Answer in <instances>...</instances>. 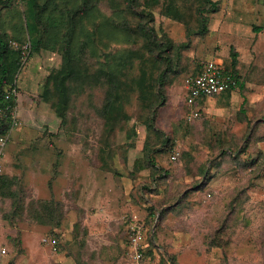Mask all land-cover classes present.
Here are the masks:
<instances>
[{
	"label": "rangeland",
	"instance_id": "1",
	"mask_svg": "<svg viewBox=\"0 0 264 264\" xmlns=\"http://www.w3.org/2000/svg\"><path fill=\"white\" fill-rule=\"evenodd\" d=\"M4 1L8 46L36 47L15 73L0 264H127L134 218L153 224L156 261L264 264V0ZM67 48L62 114L59 82L44 88ZM233 50L243 86L190 102L185 77L213 57L233 67ZM162 54L176 70L149 123Z\"/></svg>",
	"mask_w": 264,
	"mask_h": 264
},
{
	"label": "trees",
	"instance_id": "2",
	"mask_svg": "<svg viewBox=\"0 0 264 264\" xmlns=\"http://www.w3.org/2000/svg\"><path fill=\"white\" fill-rule=\"evenodd\" d=\"M210 2V0H208ZM128 4L132 7H137V0H127ZM5 3L4 0H0V6ZM212 2H210V5ZM139 11V9H138ZM141 14H143L141 12ZM6 31L2 29V12L0 10V107H5L6 111L1 113L0 112V133L5 132L8 129L9 123L11 121L10 117V112L7 109V107L12 104H15V101L8 100L5 98V94L10 88L11 84L17 80L18 81V74L16 75L22 65L21 63V56H22V48L18 47L15 48L12 46L10 48L8 46V36L6 37ZM9 34V33H7ZM13 34V33H12ZM11 36V35H10ZM16 40L20 44H24L27 41H29L27 36H16ZM31 50L36 47V43L31 42ZM168 46L167 48H169ZM167 49H165L166 51ZM165 59V64L164 66L160 69L158 75H157V96L158 99H156L152 105H151V111L150 115L148 117V122L149 123H154L158 114V110L165 104L166 101V87H167V79L169 77L170 73L175 72L176 67L174 65V61L172 58L171 54H162ZM181 52H178V56L180 57ZM65 68L63 66L62 69H53L50 74L48 79L46 80V85L47 87L44 88V93L46 95L50 94L51 92V87L50 84L54 83V87L56 84L59 82L60 84V90L63 93V100L60 106V111L62 114L64 113V109L67 105V89H68V81L69 78L72 76V74L75 71V65H74V57L72 55V52L70 51V48H67V52L65 53ZM238 64V53L236 50L232 51V65L233 67H228L226 66V69L231 71L238 79L239 85L243 86L242 82V77L241 75L237 72L236 66ZM112 73V71H111ZM20 91V89H19ZM231 91V90H229ZM152 163L154 162L153 159L150 160ZM154 164V163H153ZM5 185H11V180L9 175H7L6 171H4L0 175V192L3 186ZM9 195L13 196L14 191L8 190ZM49 202H44L40 206V210H35V216L40 214L41 210H50V206L48 205ZM147 227V240L149 242V248H148V253L151 255V257H154V255L157 254V250H159L160 247L157 246L155 243V228L152 223L144 221ZM127 240V238H126ZM126 246V245H125ZM126 247H124V254H125ZM80 255L79 258L82 257V253H79ZM81 261V259H80ZM159 264H168L169 262H172L169 258H161L157 260Z\"/></svg>",
	"mask_w": 264,
	"mask_h": 264
},
{
	"label": "built area",
	"instance_id": "3",
	"mask_svg": "<svg viewBox=\"0 0 264 264\" xmlns=\"http://www.w3.org/2000/svg\"><path fill=\"white\" fill-rule=\"evenodd\" d=\"M12 46L22 48L21 63L27 61L31 49L30 41L20 44L13 41ZM185 87L190 92V102H195L201 96L212 95L217 92L233 90L239 85L237 77L217 60H208L204 66L196 73L188 74L184 79ZM19 83L15 80L5 94L8 100H14L15 104L9 105L7 109L10 112L11 121L8 129L0 133V175L5 171L6 148L11 139L13 130L20 125L19 114ZM5 107H0V112H5ZM200 116L199 111L192 110L188 112L187 119L192 121ZM125 259L128 264H159L148 253L149 242L147 240V227L143 220L137 218L131 219L127 230ZM2 253L7 249L2 248ZM168 264H173L169 262Z\"/></svg>",
	"mask_w": 264,
	"mask_h": 264
},
{
	"label": "crops",
	"instance_id": "4",
	"mask_svg": "<svg viewBox=\"0 0 264 264\" xmlns=\"http://www.w3.org/2000/svg\"><path fill=\"white\" fill-rule=\"evenodd\" d=\"M212 59L217 60L218 62H220V63H222V64L224 65L223 61H221V60H219V58L217 59V58H215V57L210 58V59H207V60H205V62H207L208 60H212ZM205 62L202 64V66L199 68V70L204 66ZM224 66H225V65H224ZM225 67H226V66H225ZM199 70H198V71H199ZM196 72H197V71H196ZM196 72H194V73H196ZM234 90H235V89H233V90H231V91H234ZM231 91L226 90V91H221V92L214 93V94H212V95L201 96V97H199L196 101L199 102V101H201V100H205V99H208V98H212V97H214V96H216V95H221V94L228 93V92H231ZM18 101H19V114H20V97H19ZM19 116H20V115H19ZM20 119H21V116H20ZM20 121H21V120H20ZM9 142H10V141H9ZM8 144H9V143H8ZM6 161H7V158H6ZM127 264H128V263H127Z\"/></svg>",
	"mask_w": 264,
	"mask_h": 264
}]
</instances>
